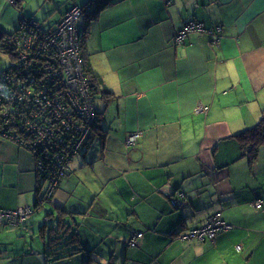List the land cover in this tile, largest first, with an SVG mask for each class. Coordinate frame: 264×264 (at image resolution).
Wrapping results in <instances>:
<instances>
[{"label":"crops","instance_id":"1","mask_svg":"<svg viewBox=\"0 0 264 264\" xmlns=\"http://www.w3.org/2000/svg\"><path fill=\"white\" fill-rule=\"evenodd\" d=\"M42 9L0 0V32L23 15L41 23L56 7ZM92 18L85 52L115 98L98 101L104 149L98 138L84 148L53 203L75 209L70 230L83 251L52 264H83L88 251L99 264H264V164L250 166L233 138L264 110V0H112ZM194 20L209 30L177 45ZM39 187L33 154L0 137V196L14 192L0 208L34 206ZM178 189L180 208L167 197ZM214 213L227 225L215 241L174 238Z\"/></svg>","mask_w":264,"mask_h":264},{"label":"trees","instance_id":"2","mask_svg":"<svg viewBox=\"0 0 264 264\" xmlns=\"http://www.w3.org/2000/svg\"><path fill=\"white\" fill-rule=\"evenodd\" d=\"M16 2L18 5L20 2V8L22 9L23 2L21 0H19V2L16 0ZM111 2L112 0H100L98 3L102 4L96 5V7L95 4H91L92 11H90L91 13L87 17V29L85 31V27L80 28L82 32L83 30L85 31L83 33V36L80 37V42L81 54L83 53L81 57L83 61L84 71H86L87 74L83 79L82 85L87 84V88L84 94L79 91L78 93H74L75 100H77L79 97V106H81L82 108L85 107L88 111H95L93 113H99L101 115L102 110H100V107L98 106V101L104 100L105 104L108 106V104L115 98V96L110 90L102 87V84L99 81L97 75L91 68L89 58L85 52V42L90 30V19H93L92 16L95 17L99 11L109 6ZM171 2L172 0L170 1V3ZM74 7L63 13V15H61V18L48 29L43 28L42 25L38 21H36V19L35 21L39 24L41 30H43L44 32H50L54 28L56 29L57 24L61 22L65 18L66 14ZM194 21L203 23L196 20ZM208 30L209 29H207L205 26V31L202 32H207ZM216 31L215 29H212L211 32L214 33ZM4 35V32H0V43L3 42L2 45L0 44V50L4 53H9L11 55V61L8 65V68L3 71L0 76L8 73H13L15 77L11 86L4 87L2 84L0 85V137L7 138L32 152L36 160L37 172L42 177L41 183L39 185L40 190L44 181L48 180V182H50V180L55 175L58 176V171L61 170V167L65 168L69 160H71V156L67 154V151H65L62 147L58 148L56 150V153H53V155H51L49 152L43 150V145L49 140V138L53 142H66L69 140L74 141V139L78 136V132L72 135L71 131L68 130L69 127L66 126L68 129L63 127V138H59L57 137V133L55 132L56 128L54 125H57V127H59L62 122H66L69 126L86 125L85 120H87V118H85L84 114L81 115L79 111L75 112L76 102L71 98V89L69 90V88H67L66 86L64 74L59 72L57 73V71L59 70L60 62L58 56L54 53L52 48L46 47V49H39L36 46H29L33 48L31 49L32 51H29L28 54L27 50H25V47L27 48L28 46L22 44V42L20 43L21 50L19 52L13 53L9 51L10 45L8 44V39L5 40ZM214 35L218 37L219 34L214 33ZM37 50H39V52H37L39 54L36 53ZM12 57H15V59H12ZM35 60L41 61L42 64L37 63ZM18 71L22 72L21 76L18 75ZM32 80H35V82H32ZM22 88H24V91H22ZM39 88H41L42 91H40ZM50 89H56V91H49ZM27 92H29V94ZM44 92H47L48 95L44 96ZM100 121L101 120L98 117L97 123H94V128L96 130H100L102 136H104L105 129L103 124L101 123L102 121ZM53 132L56 135H53ZM233 138L240 145L242 158H246L250 166L255 165L259 160L260 151L264 147V110L262 117L259 119L256 125L242 130L241 132L235 134ZM92 140L94 141V139ZM54 150V147L50 149V151ZM70 166L71 165L68 166L69 169ZM172 196L174 198H178L181 205L185 202L186 194L185 196H183L178 190H176ZM42 197V194L40 195L39 191H37L35 205L24 207L30 208L32 210L31 214L34 215L36 211H40L45 205V203L43 204L41 202ZM169 201H171V199H169ZM174 204L173 206L176 207V205ZM0 209L7 210L5 208ZM62 212H64L66 216L62 217L60 215V212H58L56 209H54V211L52 212H48L46 215V220L53 217V224L50 226V228L47 227V225H43V227L41 228L42 236L47 239L46 253L44 255L48 260L54 259L56 261H63L75 257L81 250L83 251V249H81V240L78 233H70L68 231L71 226L70 219L68 217L71 215H75V209H62ZM56 213L58 216H56ZM214 215H216V213L210 215L206 219L204 224L196 228L204 226L208 219ZM32 216L26 217V219L23 221L17 219L12 221L4 219L3 222L0 223V225L9 226L11 228L19 227L20 225L25 224ZM47 228H49L48 232ZM60 229H63V231L60 232ZM191 229L180 230L176 235V238L190 231ZM64 232L66 234V237L71 234L70 237H68L66 240V237H63ZM87 254L88 255L86 256L83 264L100 263L96 261L97 259L92 254V251H88Z\"/></svg>","mask_w":264,"mask_h":264},{"label":"rangeland","instance_id":"3","mask_svg":"<svg viewBox=\"0 0 264 264\" xmlns=\"http://www.w3.org/2000/svg\"><path fill=\"white\" fill-rule=\"evenodd\" d=\"M11 1L14 3V5L17 7V9H19V10L21 9L19 0H17L19 2V5L17 4L16 0H11ZM22 1H23L24 6H25V10H28L30 12H32V11L37 12L38 16H40V17L43 16V14H42V11H43L42 8L43 7H45L46 9H55V7H57V9L54 11V13L48 15L46 20L44 19L40 23L42 25V27L45 29H48L51 26H53L56 23V21L61 18V15H63V13H65L66 11L71 9L72 7H74V6L75 7L78 6L79 8L83 7L82 8L83 9V14H82L83 18L81 20H79V25L82 28L85 27L84 29L86 31V29H87L86 23H88L87 17L91 13V12H89L88 8L91 4H95L99 0H91V1H89V0H55L54 4L51 7L49 5L51 2L50 0H22ZM88 1H89V3H87ZM81 13H82V11H81ZM33 20L35 21L34 17L28 18V17L23 15L21 17V19L19 20L18 28L11 33H6L4 35L5 38L9 34H11V35L19 34L24 28L29 27V24H31L29 22H32L31 25L37 26V24H35L33 22ZM27 23H29V24H27ZM85 31L83 30V33ZM44 37H45V35H43V33H41V36L39 37V39H43ZM86 41H87V39H86ZM2 43L3 42H1L0 44L2 45ZM8 44L9 45L11 44L10 49H9L10 52H13V53L18 52L17 48L12 46V43H8ZM26 45L28 47L27 48L25 47V50H27L28 54H29V51H32L31 49L33 48V47H29V46H37V47L43 46V44H41L38 41H32V42L28 41V42H26ZM177 45H180V44H177ZM58 46L56 45V48H55L56 51H57ZM78 47L81 48V42H80ZM64 49H66V48L64 47ZM37 52H39V50H37L36 53ZM37 54H39V53H37ZM12 59H15V57H12ZM67 60L68 59L61 61L62 70H65L68 65H71V63H69L67 65V62H68ZM10 61H11V55L9 53L8 54L4 53L0 50V74L8 68ZM35 61L37 63L42 64V62L39 60H35ZM71 67H72V65H71ZM82 73H83L84 77H85V75H87L86 71H84V66L82 69ZM18 75L21 76L22 74L19 73ZM73 75H74V73L71 74V79H72V82L75 83ZM14 77L15 76L13 75V73L2 75V76H0V82L4 87L5 86H11V84L13 83ZM77 80H78V78L76 75V81ZM73 83H70L68 81V83H66V85H67V88L71 87L70 88L71 89V92H70L71 98L73 100H75L74 93L78 92V90L75 88ZM51 90L56 91V89H50L49 91H51ZM22 91H24V89ZM78 99H79V97H78ZM78 99L75 100V102H76L75 112L79 111V113L81 115H83V114L85 115V118H87V120H85L86 125H79V126L70 125L69 126L66 122H62L61 125H59V127H57V125H54L56 128L55 132L57 133V137H59V138H63L62 137L64 134L63 127L68 129L66 126L69 127L68 130L71 131L72 135H74L78 132V136L74 139V141L69 140L66 142H64V141L53 142L49 138V140L42 147L43 150H45L46 152H49L51 155H53V153H56V150L58 148L62 147L65 151H67V154H69L71 156V160H69V162L65 166V168L61 167V170L58 171V176L55 175L50 180V182H48V180L43 182V185L41 186L39 193H40V195L42 194L43 197H42L41 202L43 204L45 203V205L40 211H36V213L33 215V214H31L32 210L30 209L31 211H29L28 207H17L15 209H7V211H16L17 213L20 212L19 211L20 209H27L22 214L20 213L21 215H19L18 218L25 219L26 218L25 216H28V217L32 216V215L33 216L25 224L20 225L19 227L11 228L9 226L0 225V264H43L44 263V254L46 253L47 239H45L42 236L41 228L43 227V225H47V227L50 228V226L53 224L52 223L53 217H51L52 219L50 218V219L46 220V215L48 212L54 211L53 203H54L55 196L59 192V186L62 184V181H64V179L69 175V172H70V169L68 168V166L73 163L74 159L80 155V153L83 151L84 148H86L90 143L92 144V142H93L92 139L98 138L100 140L101 149H104V147H105L106 137H104V136H107V135L104 133V136H102V133L100 132V130H98V129L96 130L94 128V126H95L94 123L95 122L97 123L98 117L102 121V122L101 121L100 122L103 124V113L101 115L99 113H93L95 111H88L85 107L82 108L81 106H79ZM260 118L261 117H259V119ZM259 119H257V120L259 121ZM255 124L256 123L251 124L250 126H248L246 128H250V127L254 126ZM243 129H245V128H243ZM243 129H241V130H243ZM85 134H87L88 137L89 136L90 137L89 138L87 137V139H86ZM53 135H56V134L53 132ZM97 143H99V141ZM126 145L128 147H133L136 145V143L134 144V142H131L130 138L127 137ZM52 147L55 148L54 151H50V149H52ZM257 163H263L264 164V147L260 151L259 160ZM67 172H68V174H67ZM51 175H49V176H51ZM38 180H39V185H40L42 177L39 174H38ZM13 193L14 192H8V191L5 193L2 190L0 199L3 202L11 203L14 200V194ZM98 196L100 197V201H101L100 203L101 204H106V201L108 203H111L110 196H108L107 194L100 192L98 194ZM259 201L260 200H258L257 202H259ZM259 203H261V202H259ZM255 206H256V204H255ZM56 207H57L56 210L58 212H60V215L62 217H64V215L66 216V214L64 212H62V209H61L62 207H60V206H56ZM56 216H58L57 213H56ZM49 228H47V232L49 231ZM62 231H63V229H60V232H62ZM68 231L70 233L74 232V231H71L70 229ZM70 235L71 234H69V236L66 237L65 232L63 233V237H66L65 240L68 237H70ZM38 252L41 255L40 257L37 255ZM49 259H51V258H49ZM54 261H56V260L51 259L50 264H52V262H54ZM57 262H63V261L57 260ZM57 264H62V263H57Z\"/></svg>","mask_w":264,"mask_h":264},{"label":"built area","instance_id":"4","mask_svg":"<svg viewBox=\"0 0 264 264\" xmlns=\"http://www.w3.org/2000/svg\"><path fill=\"white\" fill-rule=\"evenodd\" d=\"M165 1L169 4L171 0H165ZM82 8L83 7L79 8L78 6L74 7L72 10H70L66 14L65 18L57 24L56 29L54 28L50 32H44L43 30H41L39 24L33 20V22L37 24V26L31 25L32 22H29L31 23V24L27 23L29 24V27L24 28L19 34L7 35L5 40L8 39L7 40L8 43H12V46L16 47L18 52L21 50L20 43L23 42L22 44L26 45V42L28 41L29 42L38 41L41 44H43V46L38 47L39 49L41 48L46 49V47L48 48L51 47L54 53L58 56L59 62H60L59 70L57 71V73L59 72V73L64 74L65 76L64 78L66 80L65 83H68V81L70 83H73L71 79V74L74 73L73 78L75 80V83L73 84L79 92L84 94L87 88L86 87L87 84L82 85L83 79H84V75L82 73L83 61L81 57V48L78 47L80 44V37L83 36V32L80 29L81 26L79 25V20L83 18ZM88 10L89 12L92 11L91 5L89 6ZM202 31H205V26L203 23L190 21L183 27V29H181L176 34L175 42L177 44H183L190 33L202 32ZM41 33L45 35L43 39H39V37L41 36ZM56 45L57 46L59 45L57 48V51L55 50ZM64 47L66 49H64ZM65 59H68L67 65L71 63L72 67L71 65H68L65 70H62L61 61ZM19 73L22 74V72H19ZM8 74H11V73H8ZM76 75L78 78L77 81H76ZM32 82H35V80H32ZM0 85H1V82H0ZM70 88L71 87H69V89ZM39 90L42 91L41 88H39ZM27 93L29 94V92ZM27 93H24V94H27ZM46 95H48L47 92L44 94V96ZM208 109H209L208 106H199L197 108V112H202V111L207 112ZM128 138H130L131 142H134V144L136 143V140H137L136 135H130ZM259 202L256 203V206L258 208L262 206V201H259ZM176 203L177 202H175V204ZM178 203L180 202L178 201ZM26 210L27 209H20L19 210L20 212L17 213L16 211H7V210L0 209V223L3 222L4 219H8L11 221L15 219L20 220V221L25 220L26 218L22 219V218H18V216L21 215ZM28 210L31 211L30 208ZM25 217H28V216H25ZM226 229H227V225L222 220L221 215L216 214L214 216H211L204 226L200 228H196V229H191L190 231L182 234L181 238L183 240L190 239V238H196L200 241L207 240V239L215 241L217 239L218 234ZM143 236L144 234L142 232L134 234L129 240V246L137 247L139 245V239L142 238ZM238 248H240V246H238Z\"/></svg>","mask_w":264,"mask_h":264},{"label":"bare ground","instance_id":"5","mask_svg":"<svg viewBox=\"0 0 264 264\" xmlns=\"http://www.w3.org/2000/svg\"><path fill=\"white\" fill-rule=\"evenodd\" d=\"M87 137H88V135L87 134H85V138L87 139ZM90 137V136H89ZM88 137V138H89ZM178 191L183 195V196H185V193L182 191V190H180V189H178ZM167 197L169 198V199H171V204L173 205L174 204V202H177L178 203V201H179V199L178 198H174L172 195H167ZM174 204V205H176V208H180L182 205L180 204V203H178V204ZM137 233H140V232H137ZM136 234V233H135ZM174 238H176V235H175V237ZM178 238H180V239H182L181 238V236H179ZM141 239V238H140ZM183 240V239H182Z\"/></svg>","mask_w":264,"mask_h":264},{"label":"water","instance_id":"6","mask_svg":"<svg viewBox=\"0 0 264 264\" xmlns=\"http://www.w3.org/2000/svg\"><path fill=\"white\" fill-rule=\"evenodd\" d=\"M175 203V202H174Z\"/></svg>","mask_w":264,"mask_h":264}]
</instances>
